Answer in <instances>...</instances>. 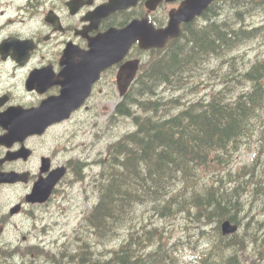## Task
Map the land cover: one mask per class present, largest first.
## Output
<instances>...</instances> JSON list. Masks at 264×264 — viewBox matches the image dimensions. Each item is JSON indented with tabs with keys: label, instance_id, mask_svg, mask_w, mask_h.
Masks as SVG:
<instances>
[{
	"label": "trees",
	"instance_id": "obj_1",
	"mask_svg": "<svg viewBox=\"0 0 264 264\" xmlns=\"http://www.w3.org/2000/svg\"><path fill=\"white\" fill-rule=\"evenodd\" d=\"M261 3L264 0H235L234 24L210 21L200 29H190L184 40L174 42L149 62L134 99L139 110L133 117L137 130L115 141L109 156L99 160L102 168L95 179L99 203L89 211L70 246L38 250L30 264H169L175 257L173 246L157 238L160 231L145 225L135 227L140 217L136 207L149 202L155 205L148 207L168 217L206 226L216 223L215 231L208 235L211 247L201 264L237 263L242 249L236 244L244 247V242L264 249V128L257 135L263 153L235 172L219 173L243 142L255 135L264 104V61L240 76L229 95L215 93L177 112L172 108L181 104V98L156 96L161 85L183 89L195 78L191 74L206 68L212 55L222 53L224 47L226 54L239 44L248 32L246 17L264 8ZM126 97L118 108L131 115L129 105L135 101L128 97L133 99L132 92ZM203 171L212 172V180L206 181ZM227 181L234 186L223 185ZM246 206L252 208L246 211ZM226 218L244 223V232L230 237L236 244L220 233L219 225ZM131 225L133 231L127 228ZM126 229L124 240L119 234ZM252 264L261 263L255 260Z\"/></svg>",
	"mask_w": 264,
	"mask_h": 264
},
{
	"label": "flooded vegetation",
	"instance_id": "obj_2",
	"mask_svg": "<svg viewBox=\"0 0 264 264\" xmlns=\"http://www.w3.org/2000/svg\"><path fill=\"white\" fill-rule=\"evenodd\" d=\"M0 56V67L3 69L5 63L2 62ZM30 71L28 68L27 72ZM1 72V71H0ZM1 79V76H0ZM32 97L29 100L23 98L25 93H19L21 100L20 103L25 106H38L39 101L43 96L37 91H31ZM12 96L9 92L0 93V115L6 111L11 104ZM23 98V99H22ZM2 117V115L0 116ZM3 125H9V119L2 120ZM4 129L0 126V135L4 133ZM44 136L32 135L26 138L22 143H14L10 148L3 146L0 143V245H6L3 239L10 240L6 236V230L11 226L19 227L17 220H23L26 213H33L35 209H38L43 204H49L53 199V193L49 200L45 203L28 202L26 200L27 194L32 190L35 182L40 178H46L47 174L58 165L57 150L51 149L49 151L42 152V139ZM21 151V158L9 161L8 152ZM48 156L50 158V165L46 168H42V157ZM26 173L25 177L22 174H16L14 177L10 174ZM13 179V182H12ZM18 233V231L13 230ZM27 236L23 235V240H26ZM13 243L18 240H10Z\"/></svg>",
	"mask_w": 264,
	"mask_h": 264
},
{
	"label": "rangeland",
	"instance_id": "obj_3",
	"mask_svg": "<svg viewBox=\"0 0 264 264\" xmlns=\"http://www.w3.org/2000/svg\"><path fill=\"white\" fill-rule=\"evenodd\" d=\"M253 23V25H260L264 24V15H257L252 19H249ZM262 39L258 41L250 42L244 50L241 52L243 59L240 62V66L243 67L247 65L249 62L253 61L258 53L264 50V45L261 44ZM239 69L232 70L228 73L229 77L237 76ZM201 88L200 90H202ZM198 90V91H200ZM190 92H197L191 91ZM131 128V123L127 120L122 123L121 127L119 128L118 132H123L127 129ZM112 130H96V131H88L85 132V160H92L93 158L100 155V152L104 150L106 143L110 140L109 136H111ZM249 148L248 145L245 146L236 156V161L234 162V167L241 165L245 162H248L255 149L258 147V142L251 141ZM98 170V167H88L85 169L86 179H85V189L83 190L84 183H72L74 180L73 176H68V182L72 183V186L68 185L64 188V192L53 202L52 210L50 211L49 215L46 214V221H50L54 223L57 221V226L55 227V235L58 239H65V236H70L73 234L75 228L78 227L81 219H82V212L80 211L81 208L85 210V212L90 208L92 203L97 199V193L93 190L92 180L93 174ZM98 173L95 175V179L98 177ZM81 190V191H79ZM246 211L251 209L252 206H246ZM51 215V218H50ZM180 216L184 214H179ZM25 225L29 224L28 217H25ZM22 228V226H21ZM12 229V228H11ZM193 229L200 230L199 226H193ZM193 229L190 230V233L193 232ZM9 230V228H8ZM23 235H30L32 236L34 233H30L31 226H27L24 229ZM19 237L22 239V234H20V229L17 230ZM207 235L204 237V241L208 240V235H211L215 231V223H212L207 226ZM65 233V234H64ZM181 235V233L179 232ZM64 235V236H63ZM41 236V235H39ZM61 237V238H60ZM33 238V236H32ZM32 238L30 240H32ZM183 240L185 241V255L183 257L181 264H194L191 262L190 257V250L187 248L188 245V238L186 235H183ZM192 244H197L198 247L201 249V241L198 240V237L195 235L192 238ZM23 242V241H22ZM191 244V245H192ZM48 246V245H47ZM258 250L262 253V259L264 258V249L258 248ZM183 253V251H182ZM181 253V255H182ZM240 263H243L240 260ZM25 264V262L21 261L19 264Z\"/></svg>",
	"mask_w": 264,
	"mask_h": 264
},
{
	"label": "water",
	"instance_id": "obj_4",
	"mask_svg": "<svg viewBox=\"0 0 264 264\" xmlns=\"http://www.w3.org/2000/svg\"><path fill=\"white\" fill-rule=\"evenodd\" d=\"M194 1L198 0L189 2L186 7L181 10L182 20L184 18L187 19L186 17H184L186 12H190L192 14L196 13L195 11H193L196 6L192 5ZM178 23L179 22H174L172 26H170L166 31L162 32L149 30L145 26H137L136 28L125 33L124 36L115 35L113 37L114 41L111 40L110 36L104 37L100 40L99 44L97 43V46L94 48L96 53L88 56L87 60L99 61V66H106L114 60L118 59L122 54H124L130 43L136 39H140L146 46H162L165 44L169 37L179 34ZM126 45L127 47L124 48ZM235 229H237V225L231 226L229 225V223L224 224L225 233L234 231Z\"/></svg>",
	"mask_w": 264,
	"mask_h": 264
},
{
	"label": "bare ground",
	"instance_id": "obj_5",
	"mask_svg": "<svg viewBox=\"0 0 264 264\" xmlns=\"http://www.w3.org/2000/svg\"><path fill=\"white\" fill-rule=\"evenodd\" d=\"M260 1V0H259ZM258 3V2H257ZM263 3H261V5H262ZM264 5V4H263ZM252 6V5H251ZM256 7V6H255ZM247 8V7H246ZM245 8V9H246ZM255 9V8H254ZM244 10V9H243ZM248 10V9H247ZM247 14V13H246ZM232 15V14H231ZM230 15V16H231ZM237 24V23H236ZM230 26V25H229ZM233 26V25H232ZM238 26H240V25H238ZM237 28V27H236ZM238 29V28H237ZM235 134V133H234ZM200 192V191H199ZM259 192V191H258ZM200 195V194H199ZM244 197V196H243ZM260 200V199H259ZM183 202V201H182ZM179 203V202H178ZM245 215V214H244ZM256 215V214H255ZM248 217V216H247ZM249 218V217H248ZM262 224V223H261ZM220 226V225H219ZM252 226V225H251ZM262 226V225H261ZM219 228V227H218ZM247 228V227H246ZM263 228V227H262ZM262 231V230H261ZM264 231V230H263ZM221 233V232H220ZM253 234V233H252ZM241 235V234H240ZM254 235V234H253ZM245 236V235H244ZM248 236H250V235H247V237ZM246 237V236H245ZM233 238V237H232ZM254 238V237H253ZM225 239V238H224ZM245 239V238H244ZM260 239V238H259ZM232 240V239H231ZM251 240V239H250ZM238 243V242H237ZM245 243V242H244ZM248 244V243H247ZM259 244V243H258ZM242 245H243V243H242ZM245 245V244H244ZM227 246V245H226ZM242 247V246H241ZM232 249V248H231ZM239 249V248H238ZM262 249V248H261ZM49 254V253H48ZM264 254V253H263ZM51 255V254H50ZM263 256V255H262ZM45 257V256H44ZM48 257V256H47ZM48 260V259H47ZM42 262V261H41ZM40 262V263H41ZM40 263H38V264H40ZM21 264V263H20ZM47 264V263H46Z\"/></svg>",
	"mask_w": 264,
	"mask_h": 264
}]
</instances>
